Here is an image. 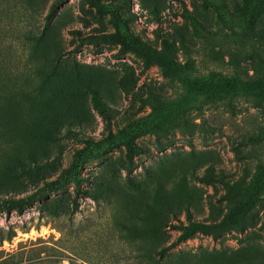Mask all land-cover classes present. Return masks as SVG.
<instances>
[{"label": "rangeland", "instance_id": "374dc122", "mask_svg": "<svg viewBox=\"0 0 264 264\" xmlns=\"http://www.w3.org/2000/svg\"><path fill=\"white\" fill-rule=\"evenodd\" d=\"M54 1L0 0V264H264V95L175 111L171 63L264 78V0Z\"/></svg>", "mask_w": 264, "mask_h": 264}, {"label": "trees", "instance_id": "16d2710c", "mask_svg": "<svg viewBox=\"0 0 264 264\" xmlns=\"http://www.w3.org/2000/svg\"><path fill=\"white\" fill-rule=\"evenodd\" d=\"M61 0L54 1L52 4V11L58 6ZM117 16V25L119 27L127 26V21L121 16L118 9L112 10ZM107 39H111L112 34H105ZM173 70L178 74L185 87L184 93L178 98L177 105L175 106V111H182L188 107L201 105L204 102L222 98L228 93H242V92H254L257 94L264 95V78H240L231 76H220V77H210V78H200L195 73H193L185 64L175 62L172 60ZM123 140L127 146V150L130 155L136 153V149L139 147L135 138H133L132 133L126 129H118L116 131L109 127V132L106 136L100 138L99 140L87 139L85 146L81 148V155L93 154L96 147L101 145L116 143ZM264 181V168L261 169L259 176L252 182V185L248 188V193L250 197L254 196L260 184ZM82 188H76L77 196L82 192ZM33 196L27 198H13L9 200H0V208L6 207L7 210L12 208H17L22 210L26 204L31 202ZM73 205L78 207L77 197L73 200ZM210 225L200 220L190 219L187 223L180 224V233L178 236L179 240H184L191 237L195 232L201 231L206 232L209 230ZM64 259L61 256L58 260L60 262Z\"/></svg>", "mask_w": 264, "mask_h": 264}]
</instances>
